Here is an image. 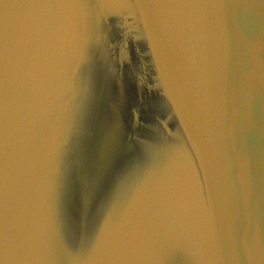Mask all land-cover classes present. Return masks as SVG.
I'll return each mask as SVG.
<instances>
[{
    "label": "water",
    "instance_id": "95a60500",
    "mask_svg": "<svg viewBox=\"0 0 264 264\" xmlns=\"http://www.w3.org/2000/svg\"><path fill=\"white\" fill-rule=\"evenodd\" d=\"M0 264H264V0H0Z\"/></svg>",
    "mask_w": 264,
    "mask_h": 264
},
{
    "label": "bare ground",
    "instance_id": "6f19581e",
    "mask_svg": "<svg viewBox=\"0 0 264 264\" xmlns=\"http://www.w3.org/2000/svg\"><path fill=\"white\" fill-rule=\"evenodd\" d=\"M125 52H128V49H126V51ZM135 62V59L132 61V63H134Z\"/></svg>",
    "mask_w": 264,
    "mask_h": 264
}]
</instances>
